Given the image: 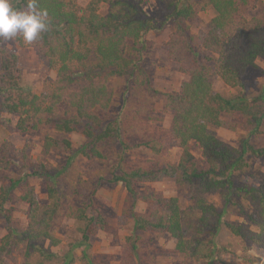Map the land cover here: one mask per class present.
Wrapping results in <instances>:
<instances>
[{
    "label": "trees",
    "instance_id": "obj_1",
    "mask_svg": "<svg viewBox=\"0 0 264 264\" xmlns=\"http://www.w3.org/2000/svg\"><path fill=\"white\" fill-rule=\"evenodd\" d=\"M12 7L26 10L30 0H10ZM143 0H89L83 11L76 0H36L37 10L48 12V30L32 44L38 50L55 78L48 91L40 94L17 92L19 85V55L8 48L0 38V102L1 110L16 117L15 127L21 132L50 127L59 134L75 133L84 139L79 153L88 159L106 161L101 147L108 138L118 139L122 148L128 141L122 136L118 117H102L113 99L110 79L127 76L134 87L149 84L142 65L146 48V36L150 31L160 32L169 23L172 32L165 42L169 59L177 62L179 71L185 75L177 91L163 93V110L171 112L169 132L164 137L151 138L144 144L158 154L166 138L175 141L180 153L176 163L151 158L144 166L131 169L118 166L112 170V183H122L126 190L127 208L120 220L124 223L133 218L135 233L126 237L121 247L123 264H137L134 256L138 251L140 233H166L173 240L175 251L196 264H212L221 261L227 247L219 245L216 236L223 225L231 234L247 243L264 247V177L253 186H239L234 171L244 169L249 152L261 158L264 165V147L252 146L245 138L240 147H233L215 134V129L232 128L226 116L242 117L249 133H257L264 122V87L259 95L248 98L245 94L244 76L248 68L256 67L257 58H264V19L246 17L245 11L256 7L257 0H203L212 7L214 15L207 30L191 34L189 26L179 19L195 17V9L188 0H170L171 13L156 20L144 13ZM108 10L101 14L100 6ZM17 46L26 44L20 35L10 39ZM200 46L212 55H206L209 65L198 57L195 50ZM234 91L226 93L214 88L215 81ZM62 136V135H61ZM46 136L43 152L51 150L71 151L72 141L67 137ZM192 142L200 151V159L192 149ZM135 146L138 142L134 143ZM21 158L25 159L22 150ZM72 158L55 174L42 168L35 175L50 179L66 172ZM173 179L190 201L182 208L177 196L165 197L152 189L140 190L139 184ZM19 183V185H18ZM21 186L20 200L28 205L26 229L14 235L11 212L6 203L11 193ZM49 202L39 203L34 187L25 180H11L0 186V213L4 215L7 233L0 240V264L3 255L11 252L18 242L27 241L26 254L45 259L44 251L36 245L40 239L56 243L50 232L51 221L61 206V194L54 183L46 184ZM225 204L234 196L243 194L252 205L245 214L248 224L223 220L225 208L219 209L208 202L207 195L217 193ZM148 207V213L137 210V204ZM91 200L81 206L69 205L65 216L82 224V238L89 239L96 230L104 227L103 216L91 214ZM190 218L191 232L184 229V221ZM192 233V234H191ZM35 250V251H34ZM245 259L258 264L259 258L245 254ZM264 264V260L261 262Z\"/></svg>",
    "mask_w": 264,
    "mask_h": 264
},
{
    "label": "rangeland",
    "instance_id": "obj_2",
    "mask_svg": "<svg viewBox=\"0 0 264 264\" xmlns=\"http://www.w3.org/2000/svg\"><path fill=\"white\" fill-rule=\"evenodd\" d=\"M89 0H76L79 9L83 11ZM170 0H143L144 13L156 20L163 19L171 13ZM195 9V17L179 19L189 26L191 34L204 33L208 22L214 15L211 6L203 0H188ZM109 8L108 3L100 6L99 12L104 14ZM246 17L253 16L264 19V0H257L256 7L245 11ZM172 32V24L166 25L162 31H150L146 36V48L143 53L142 65L149 78V84L142 88L134 87V83L127 76L113 77L110 86L113 90V99L110 108L99 112L102 117H118L122 136L128 141L127 148L123 149L118 139L108 138L102 143V151L106 161L88 159L79 153L84 139L75 133L63 135L50 127L40 126L35 130L21 132L16 125V117L1 110L0 106V186L7 185L11 180H25L34 187L40 204L46 205L49 200L46 191L48 182L54 183L61 194V206L53 216L50 232L56 243L49 239H40L36 245L43 249L45 259L39 262V256L26 254L27 241L18 242L11 247L8 255H3L4 264H123L120 260L121 247L126 237L134 234L135 223L133 218L127 222L120 220L123 211L127 208L125 199L126 190L122 183L109 181L111 172L118 166L119 156L122 166L131 169L144 166L147 161L159 157L162 162L176 163L180 150L175 141L166 138L160 146L158 154L147 147L144 142L149 139L164 137L169 132L172 113L163 110V93L177 91L185 75L179 71L177 62L167 56L165 42ZM4 44L19 55V85L17 92L42 93L48 91L55 78V70L50 69L38 50L33 45L17 46L13 41ZM198 57L209 65L204 56L212 55L200 46L195 47ZM213 56V55H212ZM256 67L247 69L244 76L245 94L248 98L259 95L264 87V58H257ZM216 90L226 93L234 89L226 87L222 81L216 80ZM4 94L0 93V102ZM235 124L232 128L215 129V134L233 147H240L247 138L254 147H264V122L258 127L257 133H249L244 124V118L226 116ZM69 138L72 141L71 151L51 150L43 152V143L46 136ZM61 136V137H62ZM138 142L135 146L134 143ZM191 149L200 159L198 146L192 142ZM22 150L26 158L22 159ZM72 158L64 174L51 177L35 175V171L45 168L50 174L66 165L67 159ZM248 165L242 170H235L233 180L239 186H253L264 177V165L261 158L249 152L246 155ZM19 185V183H18ZM140 190L152 189L159 194L170 197L177 196L182 208H186L190 201L173 179L159 182L139 184ZM21 186H17L11 193V199L6 208L11 212V226L14 235L26 229L28 224L27 203L20 200ZM208 202L215 204L219 209L225 208L223 220L248 224L244 213L252 210V205L243 194L232 198L231 203L225 204L219 192L207 195ZM91 200V214L103 216L105 225L89 236L82 238V224L65 216L69 205L81 206ZM140 213L147 214L148 207L143 203L137 204ZM244 212V213H243ZM184 229L191 232L190 218L184 221ZM7 233V224L4 215L0 213V240ZM192 234V233H191ZM139 248L134 256L137 264H196L192 259H185L174 249L175 241L166 233H140ZM219 245L229 250L223 253L221 261L212 264H254L245 259V254L259 258L258 264L264 260V247L254 243H247L240 237L231 234L223 225L216 236ZM35 251V250H34ZM198 264V263H197Z\"/></svg>",
    "mask_w": 264,
    "mask_h": 264
},
{
    "label": "clouds",
    "instance_id": "obj_3",
    "mask_svg": "<svg viewBox=\"0 0 264 264\" xmlns=\"http://www.w3.org/2000/svg\"><path fill=\"white\" fill-rule=\"evenodd\" d=\"M47 16L46 9L37 10L36 0H30L26 10L14 9L10 0H0V38L20 35L26 44H32L48 30Z\"/></svg>",
    "mask_w": 264,
    "mask_h": 264
}]
</instances>
